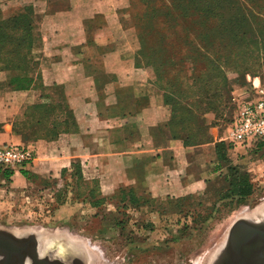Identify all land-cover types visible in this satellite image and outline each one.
Wrapping results in <instances>:
<instances>
[{
	"label": "crops",
	"instance_id": "1",
	"mask_svg": "<svg viewBox=\"0 0 264 264\" xmlns=\"http://www.w3.org/2000/svg\"><path fill=\"white\" fill-rule=\"evenodd\" d=\"M2 1L1 20L15 15L7 13L10 9L19 13L28 5L35 24L37 20L53 23L48 31L55 29L56 21H71L76 14V0ZM90 19L84 17L79 22L76 37L61 59L39 61L38 74L41 71L42 75L37 76L36 69L27 89L12 91L9 72L0 71V147L32 150L34 161L24 174L36 173L38 180L51 171L69 168L71 163L80 162L85 168L86 163H94L98 177L108 183L112 180L114 190L128 186L136 196L155 200L197 194L221 172L215 148L225 142L229 126L219 121L210 129L211 143L186 146L173 135L164 94L155 90L151 77L138 79L132 71L126 76L127 68L121 64L100 58L98 53L97 58L83 53L89 37L95 39L91 46L97 50L109 37L101 36ZM46 41L43 52L64 51V47L49 46ZM35 48L37 44L31 54L37 61ZM245 79V86L231 93L233 119L238 105L254 98L253 88L264 83L259 76ZM60 122L66 124L63 130ZM222 123L225 128L221 132L218 128ZM106 162L113 166L106 168L102 165ZM18 176L24 178L19 173L13 177Z\"/></svg>",
	"mask_w": 264,
	"mask_h": 264
},
{
	"label": "rangeland",
	"instance_id": "2",
	"mask_svg": "<svg viewBox=\"0 0 264 264\" xmlns=\"http://www.w3.org/2000/svg\"><path fill=\"white\" fill-rule=\"evenodd\" d=\"M7 1L13 0L2 3L8 4ZM76 1V14L71 21H65V27V22L56 21L59 27L48 31L53 24L51 21L34 22L38 41L35 39L37 48L33 54L38 63L41 59H61L70 40L76 37L79 22L84 17H92L90 21L95 22L99 34L109 37L105 39V46H98V50L91 46L95 39L89 37L88 48L83 53L91 58H97L98 53L100 58L121 64L127 68L126 76L132 71L138 79L151 77L155 90L160 91L153 68L146 66L140 56L141 40L133 16L142 13V6L136 0ZM154 6L164 9L161 0H155ZM10 10L7 13L18 12ZM44 39L46 45H58L64 47L61 48L64 51L43 52ZM224 73L227 79L233 78L228 71ZM258 76L264 79V70ZM236 88L232 86V92ZM205 118L212 120L213 115ZM232 119L225 111L222 122L226 123V128ZM222 125L218 128L221 132L225 128ZM226 157L228 162L221 175L225 176L229 168L237 181H249L250 196L230 195L227 189L234 180L223 181L222 176H217L197 194L179 200L138 197L128 186L114 190L112 180L109 184L98 177L94 163H86L85 168L77 162L79 180L74 189L69 190L70 195L59 186L54 188V184L73 163L69 168L49 172L41 180L36 173L29 178L18 176L5 180L0 177V231L30 233L38 230L43 234L58 231L78 239L79 244H86L90 264H206L209 256L224 247L234 223L249 219L264 206V150L253 154L252 150L237 149L228 151ZM102 165L113 166L108 162Z\"/></svg>",
	"mask_w": 264,
	"mask_h": 264
},
{
	"label": "trees",
	"instance_id": "3",
	"mask_svg": "<svg viewBox=\"0 0 264 264\" xmlns=\"http://www.w3.org/2000/svg\"><path fill=\"white\" fill-rule=\"evenodd\" d=\"M136 1L143 9L133 16L141 40L140 56L154 70L170 110L173 135L186 146L211 143L210 129L218 126L225 111L232 117V86L243 87L246 76H258L264 70V0H161L163 10L154 6L155 0ZM34 30L29 7L7 20L0 18V71L9 72L12 91L27 89L36 69L39 76V63L31 54ZM224 70L233 76L231 80ZM65 125L60 122L59 128ZM260 149L264 150V143L252 153ZM215 150L222 170L227 152L236 149L225 141L216 144ZM76 164L63 171L54 188L74 189L79 180ZM231 172L228 168L225 176L218 175L223 181L234 180L227 192L238 198L250 196L249 181H237ZM18 173L30 177L26 170ZM14 175L11 169H0L2 179Z\"/></svg>",
	"mask_w": 264,
	"mask_h": 264
},
{
	"label": "water",
	"instance_id": "4",
	"mask_svg": "<svg viewBox=\"0 0 264 264\" xmlns=\"http://www.w3.org/2000/svg\"><path fill=\"white\" fill-rule=\"evenodd\" d=\"M20 234L11 230L0 231V264H26L27 261L32 264H64L39 255L36 234L26 233L25 237ZM78 248L80 250L82 247ZM221 249L214 264H243L245 250H249L248 258L244 259L246 264H264V227L239 219L231 227ZM80 255L83 257L80 259L83 263L79 261L80 264H90L91 259L86 249H81Z\"/></svg>",
	"mask_w": 264,
	"mask_h": 264
},
{
	"label": "built area",
	"instance_id": "5",
	"mask_svg": "<svg viewBox=\"0 0 264 264\" xmlns=\"http://www.w3.org/2000/svg\"><path fill=\"white\" fill-rule=\"evenodd\" d=\"M254 98L240 103L238 113L226 133V142L235 149H255L264 143V83L253 88ZM32 150L19 146L0 147V169H11L14 173L32 165Z\"/></svg>",
	"mask_w": 264,
	"mask_h": 264
},
{
	"label": "bare ground",
	"instance_id": "6",
	"mask_svg": "<svg viewBox=\"0 0 264 264\" xmlns=\"http://www.w3.org/2000/svg\"><path fill=\"white\" fill-rule=\"evenodd\" d=\"M245 220L254 223L257 226L264 227V206L258 209L256 214H252V216L249 217V219H245ZM15 232L16 234H19L18 231ZM26 233L29 232L22 231L21 234L24 235L25 237ZM31 233H34L37 236L38 251L40 256H45L51 261L58 260L64 264H70L73 262L78 263L79 261L80 262L83 261L80 260L83 257L82 255H80L81 252L79 251L78 247L81 246L82 247L81 249L84 250L86 249L85 247L86 244L85 245H83V243L79 244L78 239L73 238L71 236H67L60 232L58 233V231H51L49 232L50 234L45 232L46 234H43V233H39L38 230L37 231L35 230V231H31ZM220 251H221V247H219L215 253L209 256L208 261L206 260L207 261L206 264H214L217 261L216 260L217 255L219 254ZM248 251L249 250L244 251L245 254V256H243L244 259L248 258L247 255ZM244 259H242L243 264L246 262V260ZM26 264H30L29 261H27Z\"/></svg>",
	"mask_w": 264,
	"mask_h": 264
},
{
	"label": "flooded vegetation",
	"instance_id": "7",
	"mask_svg": "<svg viewBox=\"0 0 264 264\" xmlns=\"http://www.w3.org/2000/svg\"><path fill=\"white\" fill-rule=\"evenodd\" d=\"M29 263L32 264L30 261H29ZM78 263L80 264V262H78ZM81 263H83V261ZM244 264H246V262Z\"/></svg>",
	"mask_w": 264,
	"mask_h": 264
}]
</instances>
